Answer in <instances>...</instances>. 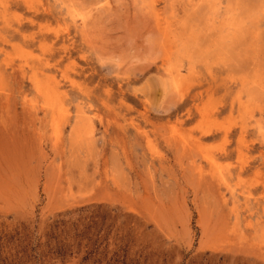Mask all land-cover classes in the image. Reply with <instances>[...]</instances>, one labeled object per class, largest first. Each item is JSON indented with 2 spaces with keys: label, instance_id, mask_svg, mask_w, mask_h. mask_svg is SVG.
<instances>
[{
  "label": "rangeland",
  "instance_id": "rangeland-1",
  "mask_svg": "<svg viewBox=\"0 0 264 264\" xmlns=\"http://www.w3.org/2000/svg\"><path fill=\"white\" fill-rule=\"evenodd\" d=\"M0 264H264V0H0Z\"/></svg>",
  "mask_w": 264,
  "mask_h": 264
}]
</instances>
